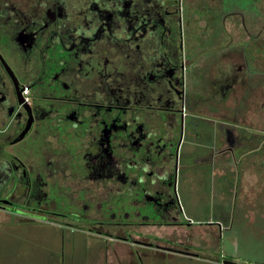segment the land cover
<instances>
[{"label": "flooded vegetation", "instance_id": "flooded-vegetation-1", "mask_svg": "<svg viewBox=\"0 0 264 264\" xmlns=\"http://www.w3.org/2000/svg\"><path fill=\"white\" fill-rule=\"evenodd\" d=\"M257 20L241 0H0V211L90 232L108 264H264L221 245L226 180L250 160L264 178Z\"/></svg>", "mask_w": 264, "mask_h": 264}, {"label": "rangeland", "instance_id": "rangeland-1", "mask_svg": "<svg viewBox=\"0 0 264 264\" xmlns=\"http://www.w3.org/2000/svg\"><path fill=\"white\" fill-rule=\"evenodd\" d=\"M241 4L249 15L254 12V17L258 18L256 21L259 26L257 38H251L250 31L254 30L251 27V22L245 23L249 26H247L248 28L245 27V24L243 25V36L247 38L242 39V49L244 57L253 63L256 76L253 85L257 89L256 99L261 105V98L264 97V7L260 5L264 4V1H259L258 9L251 6V0H241ZM242 103L241 109L245 116L246 113L251 112L252 105L256 106L255 100L249 96H246ZM247 117L250 118V114H247ZM259 181L260 184L264 185V178ZM201 186V183L199 185V183L194 182L192 191H204V187ZM235 186L234 179H228L225 189H223L224 209L230 224V227L224 229L222 233L223 251L229 255H239L249 260L264 261L263 212L261 211V214L259 212L257 214L258 221L252 223V214L249 212L244 214L248 211L247 207L241 203L245 199L237 200L235 197L238 192ZM199 188L200 190H198ZM192 202L193 205L190 203V209L197 208V198H193ZM246 202L251 204L252 201L248 199ZM65 234L62 237L60 230L43 221L29 223L23 221L18 214L0 211V264H108L99 261L96 255L99 250L98 247H100L99 238L92 236L90 232L80 230H67ZM141 251L146 252L145 249ZM169 257L168 259H158L156 263L209 264L189 256L170 254ZM144 259L146 264H156L152 260L153 258L150 259L145 256Z\"/></svg>", "mask_w": 264, "mask_h": 264}, {"label": "crops", "instance_id": "crops-1", "mask_svg": "<svg viewBox=\"0 0 264 264\" xmlns=\"http://www.w3.org/2000/svg\"><path fill=\"white\" fill-rule=\"evenodd\" d=\"M254 162L246 161L241 165V174L234 179L235 188L238 189V193L242 198H249L253 201L259 197L264 198V185L260 184L259 178L254 171ZM263 182V181H262ZM226 184V182H225ZM224 184V189H225Z\"/></svg>", "mask_w": 264, "mask_h": 264}, {"label": "built area", "instance_id": "built-area-1", "mask_svg": "<svg viewBox=\"0 0 264 264\" xmlns=\"http://www.w3.org/2000/svg\"><path fill=\"white\" fill-rule=\"evenodd\" d=\"M24 93H25V94H27V93H28V90H27V89H25Z\"/></svg>", "mask_w": 264, "mask_h": 264}]
</instances>
